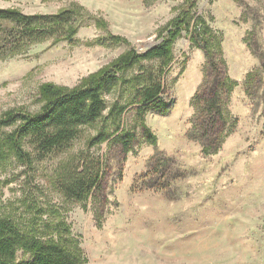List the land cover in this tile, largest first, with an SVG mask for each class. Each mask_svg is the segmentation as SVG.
<instances>
[{
  "label": "rangeland",
  "instance_id": "obj_1",
  "mask_svg": "<svg viewBox=\"0 0 264 264\" xmlns=\"http://www.w3.org/2000/svg\"><path fill=\"white\" fill-rule=\"evenodd\" d=\"M184 0H0L1 8L50 14L72 5L88 11L75 43L46 39L13 57L0 59V116L6 111L40 110V85L65 89L112 64L122 53L142 52L159 41L160 31ZM191 25L201 16L220 40L226 73L236 82L223 99L235 125L215 154L203 155L188 137L194 108L190 99L206 76L205 54L185 31L172 44L163 75L168 114L148 111L144 126L156 143L146 142L131 102L130 78L143 62L117 74L125 81L103 92L107 108L99 123L85 126L65 149L38 157L25 141L31 163L10 153L0 162V215L25 231L43 233L63 225L78 242L82 264H264V0H196ZM103 19L105 27L96 26ZM119 36L106 45L98 39ZM92 43V44H90ZM155 43V44H156ZM248 73H252L246 78ZM125 105L119 129L135 133L131 150L110 139L90 151L104 168L103 191L84 203L65 199L55 173L100 127L109 133L112 104ZM0 128V138L10 132ZM99 211V216L96 215ZM45 232V231H44Z\"/></svg>",
  "mask_w": 264,
  "mask_h": 264
},
{
  "label": "trees",
  "instance_id": "obj_2",
  "mask_svg": "<svg viewBox=\"0 0 264 264\" xmlns=\"http://www.w3.org/2000/svg\"><path fill=\"white\" fill-rule=\"evenodd\" d=\"M196 7V0H184L178 13L160 31L159 41L142 52L133 49L122 53L112 64L88 77L72 89L55 86L52 83L40 85L38 95L40 110L35 113L21 110L6 111L0 116V128L11 131L0 138V162L13 154L22 163H31V154L22 148L27 141L38 157L53 151L65 149L81 134L82 128L99 123L107 108L103 92L125 81L117 74L143 62H157L158 67L141 66L129 80L133 88L131 102L136 104V115L141 124L146 142L155 145L154 135L143 124L148 111L166 115L170 105L163 97V73L171 59L172 44L185 31L192 45L205 54V74L199 88L190 99L194 108L191 130L188 137L201 146L203 155L215 154L224 138L232 132L235 120L226 108L223 95H229L236 82L226 73L222 59L220 40L213 44L214 37L206 21L197 16L191 25L190 11ZM88 11L79 5H72L56 13L26 14L15 8L0 7V59L13 57L34 42L46 39L75 43V34ZM96 26L105 27L103 19L96 20ZM106 45L125 42L113 35L98 39ZM92 44V43H90ZM264 83V54L259 57ZM252 73H248L249 78ZM125 105L117 103L108 110L115 131L109 133L100 127L86 140L81 149L66 162L60 164L55 173L58 192L71 201L84 203L94 192L103 191V162L90 149L107 139L117 143L124 152L132 149L135 133L119 129V117ZM99 211L96 215L99 216ZM41 232L25 231L13 220L0 215V264H82V251L63 225L42 224ZM45 231V232H44Z\"/></svg>",
  "mask_w": 264,
  "mask_h": 264
},
{
  "label": "water",
  "instance_id": "obj_3",
  "mask_svg": "<svg viewBox=\"0 0 264 264\" xmlns=\"http://www.w3.org/2000/svg\"><path fill=\"white\" fill-rule=\"evenodd\" d=\"M156 42L153 43V45L155 44ZM152 46V45H151ZM151 46H148V48H150Z\"/></svg>",
  "mask_w": 264,
  "mask_h": 264
}]
</instances>
